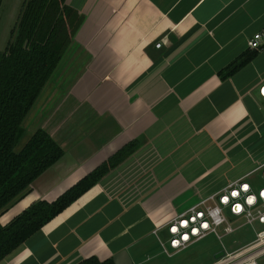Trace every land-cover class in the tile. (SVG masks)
<instances>
[{"label": "crops", "instance_id": "0c3cea01", "mask_svg": "<svg viewBox=\"0 0 264 264\" xmlns=\"http://www.w3.org/2000/svg\"><path fill=\"white\" fill-rule=\"evenodd\" d=\"M23 1L0 0V9ZM65 3L81 23L22 122L63 154L0 223L55 199L125 144L137 148L0 264H78L122 251L133 264H155L156 225L246 173L264 181V47L218 75L251 49L264 0Z\"/></svg>", "mask_w": 264, "mask_h": 264}, {"label": "trees", "instance_id": "16d2710c", "mask_svg": "<svg viewBox=\"0 0 264 264\" xmlns=\"http://www.w3.org/2000/svg\"><path fill=\"white\" fill-rule=\"evenodd\" d=\"M81 17L65 0H24L10 39L0 53V212L63 154L43 129L34 131L19 151L23 119L60 61ZM261 48L241 53L218 71L225 79L254 58ZM137 148L131 141L53 200L32 202L8 223H0V261L98 183ZM78 264H112L92 256Z\"/></svg>", "mask_w": 264, "mask_h": 264}, {"label": "built area", "instance_id": "2783aa9c", "mask_svg": "<svg viewBox=\"0 0 264 264\" xmlns=\"http://www.w3.org/2000/svg\"><path fill=\"white\" fill-rule=\"evenodd\" d=\"M247 44L251 49L264 47V27L254 33ZM160 45L155 44L156 47ZM260 93L264 95V84ZM260 167L264 168V163ZM249 176L250 173H246L229 181L221 189L156 225L153 234L162 253L172 256L209 234L220 238L218 230L231 234L250 226L254 233L251 241L231 251L220 249L223 255L210 264H259V259L264 257V184L257 186ZM255 224L262 228L256 230Z\"/></svg>", "mask_w": 264, "mask_h": 264}, {"label": "rangeland", "instance_id": "374dc122", "mask_svg": "<svg viewBox=\"0 0 264 264\" xmlns=\"http://www.w3.org/2000/svg\"><path fill=\"white\" fill-rule=\"evenodd\" d=\"M8 6L9 5H4L3 8L0 9V53L4 51L7 41L10 39V32L16 23L19 10L21 8V5H19V7L7 8ZM29 136L28 131H25L24 128V132L17 141L14 150L19 151ZM255 184L257 186L264 184V181L259 175L255 178ZM254 227L256 230L262 228L259 224H255ZM218 234L221 236L220 238H217L214 234H209L186 249L175 253L170 257L164 253H158L153 257L151 263L210 264L215 260L213 257L214 254L220 249L225 248L227 251L234 250L251 241L254 237L253 230L250 226H244L231 234H223L221 230H218ZM259 264H264V257L259 259Z\"/></svg>", "mask_w": 264, "mask_h": 264}, {"label": "water", "instance_id": "95a60500", "mask_svg": "<svg viewBox=\"0 0 264 264\" xmlns=\"http://www.w3.org/2000/svg\"><path fill=\"white\" fill-rule=\"evenodd\" d=\"M224 251L219 250L214 254V259H218L223 255ZM112 264H133L130 257L127 255L126 251H122L121 253L115 255L112 258Z\"/></svg>", "mask_w": 264, "mask_h": 264}]
</instances>
